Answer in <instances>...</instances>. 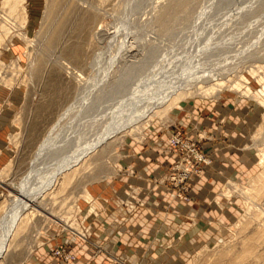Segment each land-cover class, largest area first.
Segmentation results:
<instances>
[{"label":"rangeland","instance_id":"1","mask_svg":"<svg viewBox=\"0 0 264 264\" xmlns=\"http://www.w3.org/2000/svg\"><path fill=\"white\" fill-rule=\"evenodd\" d=\"M2 2L1 222L44 142L77 115L81 146H89L175 90L181 99L110 139L47 192L1 264H96L79 253L87 247L103 252V264L124 263L121 249L109 250L96 233L107 207L129 216L150 205L154 215L170 210L159 195L147 201L136 183L96 197L125 177L165 189L179 218L193 209L181 218L191 233L175 235L162 221L144 233L143 264H264V0H64L50 25L63 22L55 46L39 36L48 0H26L25 26L22 16L4 15ZM154 150L172 158L164 171L138 169Z\"/></svg>","mask_w":264,"mask_h":264},{"label":"bare ground","instance_id":"2","mask_svg":"<svg viewBox=\"0 0 264 264\" xmlns=\"http://www.w3.org/2000/svg\"><path fill=\"white\" fill-rule=\"evenodd\" d=\"M63 1L62 0L61 1L48 0L47 9H46L45 16H44L45 19L43 20L44 22L41 26V31L39 33V36L44 35V34L45 36H48L47 41L51 46H55L57 44L61 36V33H62V29H63L62 21L59 22V24H57L55 27L53 26L54 28L53 27L51 28L50 25L51 23L56 22V19L58 17V16L56 17V15H58L57 11L60 7V2L62 3ZM25 4H26V0H3L2 7H3L4 15L6 16L5 12H7L9 15L10 14L14 16L16 15L17 18L18 16L19 17L22 16L23 22L21 24L25 26L27 24ZM5 24L6 23H4L3 21H0V30L6 28ZM20 35H23V34H20ZM20 37H23V36H20ZM179 99H181V95L178 93L177 90H175L173 94H170L169 97L164 102L160 101L157 104L154 103V106L148 108L143 113H141L140 111L138 113L136 112V113L130 114L129 117H132L133 114L134 115L136 114L133 118V121L130 122L131 126H129V124H125L124 126L119 127V129L116 128V130H113L111 133H108L107 135H104L100 138H97V136L95 135V138L98 140L96 141L94 139L95 141L93 142V144H90L89 146L88 145L81 146V142L84 143V141H82L83 139L81 140V137H80L81 130L80 132H78L81 125L83 126V122L81 120H78V117L80 115L79 116L77 115L78 117L75 115L76 116L75 118L78 121L74 118L73 119L76 121H74L73 119L70 120V122L71 121L72 122L70 123V125H67L68 128L66 126L64 130L62 131L60 130L61 132L55 136L52 133L47 138V140L44 142L41 149L38 151V153L34 157L32 161V168H31L32 171L25 178L23 186H22V190L20 191V193H18L17 199H15L12 202L10 206L11 211L8 210L9 213L7 214V217L2 222L0 221L1 222L0 223V264L5 259L7 254L9 253L13 243L16 242L18 235L22 232L23 224L26 223L31 217H34L37 213L42 212L43 210L42 208H41V211L38 209L42 205V202L40 203L39 201L44 200L43 197H45L46 194H48L47 192L54 191L56 187L58 186L60 187L66 184L67 181H69V178L72 179L74 176H76L77 172L80 171V169L85 166L87 159L91 157L92 154L94 156V153L101 147L103 148V145L107 144V142L110 139L120 134L123 135L127 129H130L128 127L134 128L135 131L140 130L141 128H137L135 127V125L137 126V124L139 123L147 124V122L150 121L151 119L166 114L167 111H169L175 105L174 103ZM161 108H163L162 111H161ZM123 118L124 117H121L120 122ZM112 119L114 120V118ZM111 127L115 129L114 126H111ZM61 128L63 129L64 126ZM134 130L130 132L127 131V132L131 134L132 132H135ZM87 142L89 141L87 140ZM43 160H44V164L41 163ZM45 161L47 163H45ZM40 164H43L45 166L47 165V167L42 168L43 171H46L44 175L42 174L41 176H38L40 169L42 167L40 166ZM31 183L33 184L37 183L38 186H36V184L35 186L34 185L32 186L30 185Z\"/></svg>","mask_w":264,"mask_h":264},{"label":"crops","instance_id":"3","mask_svg":"<svg viewBox=\"0 0 264 264\" xmlns=\"http://www.w3.org/2000/svg\"><path fill=\"white\" fill-rule=\"evenodd\" d=\"M212 134H216V131L212 129ZM213 154L221 155V152H218L217 149H213ZM218 152V154H217ZM143 154L142 162H136V167L143 171V166L148 168L149 172H155L156 174L162 173L164 171V166L167 163L172 161L171 156L168 154H164L162 152L152 151L150 153ZM2 152H0V162L2 161ZM217 157V156H216ZM220 171L223 172V169L220 168ZM145 176V175H144ZM213 176L211 173L206 174V181H208L209 177ZM127 183H136L143 190L144 198L147 201H151L155 199L158 195L160 196V200L163 203L164 207H170L169 214L159 213L157 215L152 214L149 210L151 205L148 206L145 210L139 211L137 214L132 216L126 215L122 210H117L114 204H111L107 207V213H104L100 216L98 221L96 222V233L98 235H102L106 240L104 243L107 244V248L109 250L121 249L116 252L117 257L123 259L124 263L120 264H143V235L155 233V231L160 228L159 223L162 221L163 229L169 230L170 232L177 235L179 231L181 233H191V225L185 220L181 219L183 216H189V213H192V205H186L185 209L182 212V217L179 218L176 216L177 212L180 210L177 208L176 204H173L171 207L170 201L167 198V194L165 189L161 187H154L149 185L146 181L134 179L133 177H125L123 179H118L115 181L112 186H103L98 187L95 195L96 197H103L102 195H108V197L112 196L111 189L115 188L117 190H122ZM202 185H198V189H202L200 187ZM197 189V190H198ZM197 192V191H196ZM158 213V212H157ZM165 214V215H163ZM160 221V222H159ZM162 233L164 231H161ZM193 233V232H192ZM191 235V234H190ZM103 241V239H102ZM193 241V240H192ZM129 245V246H128ZM155 247V245H154ZM83 255L85 260L94 259L96 264H103L104 254L102 251H99L97 247H87L85 250H80L79 252ZM47 264H59L58 260L50 259Z\"/></svg>","mask_w":264,"mask_h":264},{"label":"built area","instance_id":"4","mask_svg":"<svg viewBox=\"0 0 264 264\" xmlns=\"http://www.w3.org/2000/svg\"><path fill=\"white\" fill-rule=\"evenodd\" d=\"M179 143H180V141H179L178 139H175V144L178 145ZM129 204H131V203H129ZM132 205H133V204H131L130 208H133Z\"/></svg>","mask_w":264,"mask_h":264}]
</instances>
